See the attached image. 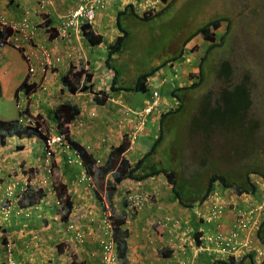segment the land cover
<instances>
[{"label":"crops","instance_id":"crops-1","mask_svg":"<svg viewBox=\"0 0 264 264\" xmlns=\"http://www.w3.org/2000/svg\"><path fill=\"white\" fill-rule=\"evenodd\" d=\"M104 1L106 5L98 10L91 24L92 29L102 36V41L99 44H90L80 31L74 30L68 37L50 38L46 27L54 26L57 29L62 16L73 10L79 0H46L45 12L48 16V23L39 24L35 39L26 43L25 46L28 51L35 50L39 45L49 47L53 54L61 57L55 69L44 72V69L35 62L37 71L29 76L26 62L17 50L10 46L0 50V96L9 100L20 99L24 104L23 109L31 114L50 118V125L54 123L52 112L57 104L63 102L76 104L80 108V114L76 120H84L85 126L72 128L70 135L82 145L87 146L103 163L110 149L117 146L124 135L128 133L132 136L135 131V125L125 120V108L140 110L148 104L138 105L134 101V106H132L130 102L136 99L133 95L134 91L113 90L112 88V86L125 85L127 81L129 83L126 85L134 84L133 80H137L140 73L136 71L131 73L129 70L123 72L122 76L120 74L119 77L116 71L115 55L122 54L125 47L121 52L107 57L108 46L117 36L121 35L116 19L118 12L128 4L132 5V8H128L121 17V25L125 28L130 18H136L137 21L140 18L138 15L142 16L144 10L141 2L144 0L141 2L140 0ZM168 1L170 0H166ZM36 3L37 0H0V15L10 20H18L22 17L24 8L33 7ZM32 20L38 23L41 21L36 15L32 16ZM186 48L190 47L186 46ZM193 48H190V54ZM168 64L171 67L174 66L173 61ZM158 70L161 72H154L147 80L148 87H152V91L163 85L172 88L176 78L184 74V69L181 74L172 70L168 79L162 69ZM78 71L90 74L89 84L92 92L81 93L76 90L77 92L71 93L69 91L63 76L68 74V79L72 84L79 87L83 82L84 74L77 80L69 74ZM25 80L28 84H34L35 87L29 94L24 90L17 92L19 85ZM39 83L44 85V90L38 88ZM100 91L106 96L102 105L93 99V94ZM165 102L160 100L161 108L163 105L166 107ZM92 109L96 111L94 118L88 114ZM152 114L149 120H152L155 126L157 116L155 113ZM151 131L147 123L139 134L136 131L132 147L125 154L133 160L146 152L150 142L146 141V137H150L148 133ZM142 132L145 133L143 137L140 136ZM27 139L31 138L11 136L4 145H0V206L7 204L6 202L10 206L6 217L0 210V243L4 237L14 241V252L18 264H99L100 246L96 239L98 233L93 232L95 224L91 220L93 217H99L101 212L97 192L79 181L80 168L65 163L66 153L64 151L58 150L55 159L57 161L56 179L58 178L60 184L64 185L63 196H69L72 201V209L67 214L66 221L74 223L85 233L83 243H79L74 238L71 239L70 258L63 252L62 240L66 236L67 222L61 218L62 212L59 210L56 198L58 197L57 191L46 193L33 209L28 208L27 205H21L23 202L15 198L5 197L3 187L7 182L15 179L22 180L23 176L20 171L38 166L42 145L38 140L29 144ZM157 178L159 180L157 186L152 183L155 178L147 179L145 182V185L146 183L151 185L148 190L153 194L152 202L136 212L125 207L118 195L123 194L127 181L119 184L118 194H113L111 199H107L114 215L125 216V227L129 233L125 251L126 264H212L217 257L211 256L212 254L207 251L197 250L196 244L201 239L202 233L208 229L216 230L217 227H221L225 232H231L232 214L227 212L212 224H205L201 216L207 210L208 202L202 203V206H182L168 191L167 181L160 177ZM216 191L224 193L221 189ZM222 196L226 197V194ZM166 217L178 219L179 226L176 230L172 231L167 227L162 229L155 224L156 220ZM88 232L92 234L89 235ZM55 243L56 246H54Z\"/></svg>","mask_w":264,"mask_h":264},{"label":"rangeland","instance_id":"rangeland-1","mask_svg":"<svg viewBox=\"0 0 264 264\" xmlns=\"http://www.w3.org/2000/svg\"><path fill=\"white\" fill-rule=\"evenodd\" d=\"M174 1L165 11L153 18L144 19L143 16L138 15L140 18L137 21L136 18L129 19L130 22L125 27L128 32L125 50L122 54L115 55L116 71H118L119 77L120 74L122 76L123 72L129 70L131 73L135 71L147 72L154 66L168 61L176 53L182 52V46H184L183 59L189 56L187 64L192 68L185 74L188 81L190 72H198L197 60L204 55V46L209 45V42L203 41L198 36L184 45L185 38L210 18L228 15L232 20L225 44L220 46L221 48H216L209 56L212 59H210V66H205V74L208 71V75L204 82L192 96L187 97L183 108L172 114L169 121L164 122V139L151 158L156 166L178 171L180 178L185 179V181H180L183 184H181L182 195L193 201L195 195L202 192L208 177L214 171L226 173L231 179L238 180L248 168L255 167L264 170V0ZM224 31L225 26L222 25L216 33L219 36ZM186 46L195 47V49L193 48L190 54V50L186 49ZM224 60L230 62L232 69L230 83L226 82L223 74L218 73L220 64ZM173 62V67L166 62L162 68H159L163 70L167 78L171 76L172 70L178 74L183 73L182 59H174ZM156 71L157 73L161 72V70ZM244 72H251L249 75L250 104L247 114L250 119L257 122L258 126L254 128L253 124L251 128L245 124V129L239 127L238 132L235 131V135L229 134L228 137H225L224 134L222 136L219 131H210L206 134V138L205 134L196 128L200 110L208 112L207 108L216 106L217 102L222 103L221 90L224 88L231 90L235 81L238 78L239 81L242 79ZM127 83L129 81L124 86ZM149 90L146 92L134 91L133 95L136 99L130 104L134 106L135 102L138 105L150 103L152 87ZM156 90L160 100L166 101L165 106L167 107L168 102L172 101L169 94L171 87L163 85ZM224 93V100L229 107L233 108L235 102L242 99L239 92ZM124 100L128 101L127 98ZM207 100L210 101V104L206 108ZM18 101L20 106L24 107L23 101L20 99ZM202 106L204 107L202 108ZM19 110L20 107H17L16 99L9 100L0 96V119L18 118ZM235 110L236 107L232 109L233 113ZM221 113L219 112V114ZM151 115L147 118V127L152 130L148 133L150 137H146V141H150L149 149L159 132V112H157L155 126L152 124V120H149ZM233 115L235 119L239 117L237 112ZM153 119L155 120V118ZM42 123L46 128V121ZM234 124L230 121L223 129L228 128V131L234 132ZM144 134L142 132L140 136L143 137ZM152 183L157 186L158 178L152 180ZM149 186L150 184L146 183L145 187L149 188ZM217 186V184L214 185L216 188ZM195 206L197 205L195 204ZM189 211L191 210L189 209ZM207 231L213 232L214 230L208 229Z\"/></svg>","mask_w":264,"mask_h":264},{"label":"trees","instance_id":"trees-1","mask_svg":"<svg viewBox=\"0 0 264 264\" xmlns=\"http://www.w3.org/2000/svg\"><path fill=\"white\" fill-rule=\"evenodd\" d=\"M174 0H170L168 2H165L163 6L159 5L158 7H153L144 10V13L142 14L144 19H150L158 14L165 11ZM128 8H132L131 4H128L125 6L123 10H120L117 14V25L121 31V35L117 36L116 39L108 46V56L111 57L113 54H116L118 52H121L125 47L126 37H127V30L122 27L121 25V17L123 14L127 12ZM232 20L228 15L224 16H216L213 18L208 19L204 23H202L195 31L190 33L188 37L184 40V45L190 41L194 36L199 35L203 39V41L209 42V45L204 46V55L200 56L198 58V72L194 73L195 71H192L188 74V81H187V75L186 72L192 68L188 65V62H185V60L182 59L184 63V74L182 76H179L178 80H175V82L181 81L180 84H177L175 87H173L171 90H169V94L172 97L171 103L168 102L167 110L163 111L160 114V119L158 120L159 123V132L158 136L153 142V145L151 148L144 152L140 157L136 159H131L128 155L125 154L126 150L129 147V140L127 137H123L121 142L117 146H113L110 151L107 159L104 161L103 165L99 166L96 170L97 176L100 178L101 181L106 182L107 186V193H108V199H111L113 194H115L117 191V188L119 187V184L121 182L127 181V182H135V181H144L146 179L150 178H157L163 176L162 178L167 181L168 184V191H170L171 195L176 198L178 203H180L182 206H202V202L211 194L214 188V184H219L221 188L224 189H231L236 194L241 195L243 193H249L253 199H257L260 197L261 192L259 191V186L252 180V176H260L264 178V170H260L257 168H248L243 176L241 178L231 179L226 173H218V172H212L210 176L207 179V183L202 190L200 194L195 195V199L191 201L190 199H186L182 195V183L180 181L185 179L180 178L178 171H174L170 168L156 166L151 161V158L156 153V150L158 149V145L164 139V122L169 121L172 114H175L179 112L183 105L185 104V100L187 97L192 96L194 94L195 90L201 87V84L204 82L205 77L208 75V71L205 74V66L209 65L210 59L212 57H209L212 52L216 50V48H221L220 46H223L226 42L227 34L231 28ZM225 26V31L222 32L219 36L217 35V30L221 28V26ZM81 32L84 36L85 40L89 42L90 44H99L102 41L101 35L96 33L88 23L81 24ZM2 35H4L2 33ZM52 37V35H51ZM219 37V38H217ZM187 49V48H186ZM185 51V47L182 46V52L176 53L173 57L168 59V61H173L181 59L183 57V52ZM264 55V52H263ZM213 63V62H212ZM165 64V62H162L156 66H154L152 69H150L147 72H143L140 75H138L137 80H135L134 84H131L130 86H112L113 89L116 90H129V91H139V92H146L149 90L147 80L148 78L156 72L160 67H162ZM210 66V65H209ZM187 69V70H186ZM189 70V71H190ZM231 66L230 62L227 60H224L221 62L219 67V74L224 75V79L226 82L230 83L231 81ZM188 71V72H189ZM251 72H244L242 73V79L239 78L235 81L233 87L231 90H228L226 88L221 90L222 93V103H216L217 105L214 107L207 106L210 104V101L207 100L206 108L209 110L201 111L200 110V118L198 123L196 124V128L200 129L202 134H208L211 132L219 131L220 134L225 137H228L229 134L235 135V131L238 130V128H246L244 127L245 124L247 126H250L254 124V128L258 126L257 122L253 119H250L248 117L247 111L250 104L249 99V75ZM72 75V77L77 80L78 77H80L81 72H73L69 73ZM87 75V82L90 81V75ZM63 80L65 81L68 89L70 92H74L76 90V87L72 84V82L68 79V74H66L63 77ZM113 85V84H112ZM27 88V91L30 90L32 85H27L26 82L21 83L19 86V89L21 88ZM90 87L87 85H83L81 87L82 91H86ZM231 91V94L234 92H239V95H242V99L238 102H235V105L233 108L236 107L235 112L233 113L232 107H229L226 105V102L224 100V92ZM220 93V94H221ZM221 99V98H220ZM95 100L101 99L97 98ZM205 105V104H204ZM204 106H202L203 108ZM214 108V109H212ZM219 112H222L219 114ZM236 112L239 114L238 118H234L233 114H236ZM55 120L58 123V127L60 132L65 133L67 141L71 144V146L78 151L82 158L83 165L85 166L88 173H92L93 167H95L96 159L95 157L89 153L80 142L73 140L68 135V129L64 127L66 123H69L71 120H73L78 114H79V108L71 103L63 102L58 104L54 111H53ZM210 116H207V115ZM195 119V118H194ZM207 120L206 122H204ZM235 123L233 125L234 132L228 131V128L226 130L223 129V127L226 125V123L230 122ZM237 124V125H236ZM229 126V125H228ZM252 128V127H251ZM223 129V130H222ZM226 131V132H225ZM238 132V131H237ZM16 134V135H36L40 138L43 136L42 133L37 128H29V127H21L18 125V121L16 119L11 120H2L0 119V145H4L6 143V138ZM207 138V136H206ZM251 149V147H249ZM152 162V164H151ZM182 184V185H181ZM64 186L59 185V193H62L64 191ZM58 193V194H59ZM41 196V192L38 193ZM64 206H65V215H67L71 209H72V201L69 196H65L63 200ZM68 216L64 217V220H67ZM125 216L122 214L114 215V236L116 239L118 254L120 258L122 259V264H126V243L128 238V230L125 227H122L124 224ZM255 238L262 244H264V219H262L258 225V228L255 233ZM245 262L254 264L252 260V254L248 253L242 256L238 262H234V260L230 257H224L223 259H215L212 264H244ZM260 264H264V259Z\"/></svg>","mask_w":264,"mask_h":264},{"label":"clouds","instance_id":"clouds-1","mask_svg":"<svg viewBox=\"0 0 264 264\" xmlns=\"http://www.w3.org/2000/svg\"><path fill=\"white\" fill-rule=\"evenodd\" d=\"M82 1L83 0H79V3L77 4V6L80 3H82ZM102 2H103L102 6H98V7L95 8V15H94V18H93L92 21L81 20V21H79L77 28H74V27L69 28L67 30L66 34H62L61 33V28H62V22L64 20V17L66 15L70 14L77 7L76 6L73 10L69 11L68 13H66V14H64L62 16V19H61L60 23L58 24V28L57 29L54 26H51L49 28L46 27V31L49 33V37L50 38H57V37L65 38V37L69 36V34H70V32L72 30L81 32L80 28H81V24H83V23H88L91 26L92 22L95 19V16H96L98 10L102 9L106 5L104 0H102ZM140 2H141V0H140ZM165 2H166V0H150L149 2L147 0H144L141 3L143 4L142 5L143 6V10H146V9H149V8L157 7L158 5L163 6L165 4ZM45 5H46V2H42V0H37V3H36L35 6L24 8L23 15L18 20H10V19L0 15L1 18H4L10 24H12V23H20L21 24L22 20L24 18H26L29 21V23L31 25H33L34 28H35L34 29L35 30L34 34L29 39L21 38V40H22L21 41V47L17 48L13 38H14V35L16 34L18 29H14L11 25L0 27V41H8L9 40L4 46L0 47V50L5 48V47H7V46H10V47L14 48L15 50H17L20 53V55L24 58V60L26 62L27 73H28L29 76L30 75H34L36 73V71H37V69L35 67V62H37L38 66L40 65L44 69V72H45L46 70L55 69L56 68V64L59 61H61V57L53 54L51 49L49 47H47V46L39 45V46L36 47L35 50H32V51H28L26 46H25L26 43H30V42H32L35 39V37L37 35L38 28H39V24L44 23V25H45V23L46 24L48 23V21H47L48 16H47V14L45 12ZM33 15H36L37 18H39L41 21L39 23L33 21L32 20V16ZM29 18H31V20ZM2 33L4 35H2ZM81 34H82V32H81ZM51 35H52V37H51ZM198 36L199 35H196L194 37H198ZM199 37L201 38V36H199ZM189 50H190V48H189ZM24 51H26V53H28L30 55L29 59L26 58V56L24 54ZM46 52H48L50 54V59L52 60V64H50V65L45 61ZM107 52H108V49H107ZM57 58H58V60H56ZM183 58H184V56L181 57V59H183ZM188 58H189V56H186L185 59H183V60H185V62H187V60H188V62H189L190 58L189 59ZM164 62L165 63L166 62L170 63L172 61H164ZM30 65L34 69L33 72L29 71V66ZM186 66H188V65H186ZM79 72H81V75L84 74V78H83V82L80 84L79 87H76L74 85L76 87V90L81 92V93L92 92V87L89 84L90 81L87 82V75H86L87 73H85V71H84V73L82 71H79ZM81 75H80V77H81ZM88 75H90V74H88ZM178 79L179 78H176V80H178ZM89 80H91V79H89ZM23 82H26L27 85H32V87L30 88L29 91H27L26 87L25 88H21V89L18 88L17 92L19 90H24L27 94H29L31 91L34 90V88H35L34 84H28L26 80L23 81ZM180 83H181V81L174 82L172 87H175L177 84H180ZM83 85H87L90 88L87 89L86 91H82L81 87ZM38 88L42 89V90L45 89L44 85H41L40 83L38 85ZM76 90L74 92H71V93L77 92ZM113 90H116V89H113ZM153 92H156L157 95H158L157 96L158 97V105H157V107H155V109L151 113H148V114L144 115L143 124H140V121L137 118V114L136 113L143 111L145 109V107H147L149 104L152 103V101L154 99L153 98ZM96 97L101 99L102 101L95 100ZM93 99H94L95 102H97L98 104L102 105L103 102L106 100V96L100 91V92H96V93L93 94ZM74 105H76V104H74ZM159 105H160L159 94H158V92L156 90H154V91L151 92V101H150V103H148L142 109L133 110V109H131L129 107L125 108V115H126L125 120L126 121H130L132 124L135 125V131L132 134V136L130 134H128V133L123 136V137H127L128 140H129V143H130L129 147H128V149L126 151L131 149L132 143H133V139H134V136L136 134V131L139 134L141 129L146 125V123H147L146 118L149 115H151L152 113H155L156 116H157V112H159V119H160V114L163 111L167 110V107L162 106V108H161V105H160V108H159ZM17 107H20L19 117L15 118L18 121V125L21 126V127L37 128L42 133L43 136L41 138L39 136L30 135V134H29V136H27L28 134H25V135L13 134L11 136H17V137H20V138H23V137L31 138V139H27L26 140L27 143H29V144L34 143L35 140H38L39 144L41 143V145H42L41 146V152H40L41 154L39 155V158H38V161H39L38 162V166L31 167V168H26V169L20 171L22 173V176H23L22 180L15 179L13 181L7 182L6 185H4L3 192H4L5 197L7 199L15 198V199H17V201L23 202L21 205H27L28 208L33 209V207H35L36 204H39L38 201H41L46 193H51L53 191H57V196H58V197H56L57 198V204L59 205V210L62 212L61 213V218L64 220V217L68 216V215H65V206H64V203H63L64 197L66 195L63 196L65 190L62 193H59V185H61V186H64V185L60 184L58 178L56 179V177H57V166H56L57 161L55 159L56 152L58 150L64 151L66 153L65 158H64L65 163L67 165H69V166H77V167L80 168L79 181L84 183L86 186L92 188L95 192H97L96 193L97 194V198H98L97 200L100 203L101 212H100L99 217H97V216H96L97 218L93 217L91 220H93V223L95 224V227L93 228V232H97L98 233V235H96L97 236L96 239H97L98 245L100 246V256H101V245L99 243V238L102 237V236L105 237V234H104V230L102 229L103 227L100 224H101L102 218L104 216L103 213L105 211H109L111 213V225H112L111 235L114 238L115 244H116V239H115V236H114V229H115L114 214L111 211V208L109 207V203L107 202L108 193H107L106 182L101 181L100 178L97 176V172H96L98 167L103 165V162L99 158L94 156L93 153L88 149L87 146L82 145L96 159L95 167H93L92 173H88L86 168H85V166L83 165L82 158H81L80 154L78 153V151L71 146L69 141H67L65 133L60 132L59 127H58V123L55 120V117L53 118V122L54 123L52 125H50V123H49V122H51L50 118L48 119L47 117H40L38 115H34V114H31V113H28L26 111V109H23L20 106L18 100H17ZM54 109L55 108H53V111H54ZM79 114H80V108H79ZM79 114L73 120H71L69 123H66L64 125V127H66L68 129V135H69V137L71 139H73L71 137V135H70L72 128H75L76 126H78L79 128H81L82 126H85L84 125V122H85L84 120H80V119L76 120L77 117L79 116ZM88 114L90 115L91 118H94V116L96 115L95 109L90 110L88 112ZM44 121H46V125H45L46 128L44 127V125L42 123ZM11 136H9V137H11ZM9 137H7L6 140ZM57 137H59L60 139L55 141V142H53L51 145L48 144V141L50 139L57 138ZM73 140H75V139H73ZM48 147H50V154L49 155L47 154V151L49 150ZM252 180L256 184H258L259 191L262 193V187H263L262 184L264 183V178L255 175L254 177H252ZM146 181H147V179L144 180V181L128 182L126 187H125V189H124V191H123V194L122 193L118 194L119 189L117 190V192L115 194H118L121 197V201L123 202V205H125V207L128 208L127 197H128L129 194H131L132 192H137V191L147 192L150 195V201H149V203L146 204V205H148L153 200V194L150 193L148 188L145 187V182ZM214 185H216V184H214ZM217 185H218L217 188L214 187L215 189L213 188V191L211 192V194L202 202V203L208 202V205L206 206L207 210L205 211L204 215L201 216V220L205 224H212L216 219H220L222 216L227 214V212H230L232 214V216H233V213L230 210H226L225 213L222 216H219V217L210 216L211 206H212V204L215 201V197H217L218 201H221V202H227L230 199L239 200L242 195H246V196L251 197V195L249 193H243L241 195H238L234 191H232L231 189L220 188L219 184H217ZM217 189H221L222 191L224 190V193H222V194L221 193H217V191H216ZM39 192H41V196L38 194ZM223 194H226V197L222 196ZM251 198L253 199V197H251ZM6 203L9 204L8 202H6ZM7 204H3V205L0 206V210L3 213L4 217H6L8 215V212H9V209H10V206L7 205ZM145 206H143V207H145ZM142 208H140V209H142ZM140 209H136V210H131L130 209V210L133 211V212H136V211H138ZM262 219H264V216H262V218L258 220L257 225L254 226V228L251 229L250 231L249 230H245V229H239L238 230V232L242 236H247V239L249 240L250 246L252 248L249 251H245V252H243L241 254H238V255H229L228 257L232 258L234 260V262L237 263L238 260L242 256H244L245 254H248V253L252 254V260H253L254 264H260L262 262V260L264 259V256L261 257L260 260H256L255 259L256 248L264 249V244L260 243L255 238L256 230H257L258 225H259V223H260V221ZM64 221H66V220H64ZM66 222H67L66 227H65L66 236H65V239L62 240L64 251H63V248H62V251L64 252L65 256L70 258L69 251H70V248H71V244H70L71 243V239L74 238L79 243H83V238H84L85 233H83L80 229H78L77 226L74 223H70L69 221H66ZM233 223H234V216H233V221H232V224H231L232 230H233ZM122 227H125V219H124V224H123ZM125 228L127 229V227H125ZM243 231H244V233L242 234ZM215 232H223L225 234L229 233V232H225L223 229H221V227H217V229L214 230L213 232H210V231L203 232L202 233V237L199 240V242L196 244V246H198L199 243L202 242V239H203L204 236H206L208 234H214ZM88 234L91 235L92 233L88 232ZM36 235L38 236L37 233H36ZM0 244H1L0 264H18L17 263V258L15 256V252H14V246H15L14 241H12L9 238L4 237L2 243H0ZM56 245L57 244L55 243L54 246H56ZM58 251H59V249H58ZM209 253L212 254L211 256H214L215 258L217 257L219 260L223 259L224 257H227V256H217V255H215V254H213L211 252H209ZM116 255H117V258L119 259L120 264H122V259L120 258L119 254H118L117 244H116ZM217 258H216V260H217ZM99 264H101V258H100V263ZM248 264H250V263H248Z\"/></svg>","mask_w":264,"mask_h":264},{"label":"built area","instance_id":"built-area-1","mask_svg":"<svg viewBox=\"0 0 264 264\" xmlns=\"http://www.w3.org/2000/svg\"><path fill=\"white\" fill-rule=\"evenodd\" d=\"M42 2H46L42 0ZM102 0H83L70 14L64 17L62 22L61 33L66 34L69 28H77L79 21H92L95 15V8L102 6ZM11 25L14 29H18L14 35V42L17 48L21 47V38L29 39L34 34V26L24 18L22 23L10 24L4 18L0 17V27ZM9 41V40H8ZM8 41H0V47L4 46ZM27 59L30 55L24 51ZM58 60V58L56 59ZM45 61L50 65L52 60L50 54L46 52ZM33 67L29 66V71L33 72ZM157 93L153 92V101L141 112L136 113L140 124H143V117L145 114L151 113L158 105ZM60 138H52L48 141L51 145L53 142ZM47 154H50V147ZM262 193L259 198L252 199L249 196L242 195L239 200H228L227 202L218 201L215 197V201L211 206L210 216L219 217L222 216L226 210H230L234 216L233 230L228 234L223 232H215L214 234H208L203 237L202 242L196 246L199 251H208L217 256H229L238 255L245 251H249L252 247L247 239V236H242L238 230L245 229L251 230L257 225L259 219L264 216V183L262 184ZM150 201V195L147 192L137 191L132 192L127 197V205L131 210L140 209ZM101 221L102 229L104 230L105 237L99 238L101 245V264H120L116 255L115 240L111 235V213L105 211L103 213ZM155 224L162 228L166 227L172 231L176 230L179 226L178 219H171L169 217L156 220ZM101 227V226H100ZM176 235V234H174ZM264 256V249L256 248L255 259L260 260Z\"/></svg>","mask_w":264,"mask_h":264}]
</instances>
